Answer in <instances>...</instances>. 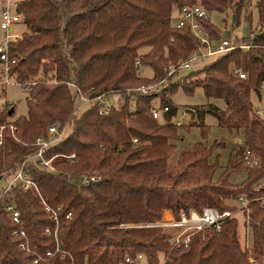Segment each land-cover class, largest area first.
I'll use <instances>...</instances> for the list:
<instances>
[{"label": "trees", "instance_id": "16d2710c", "mask_svg": "<svg viewBox=\"0 0 264 264\" xmlns=\"http://www.w3.org/2000/svg\"><path fill=\"white\" fill-rule=\"evenodd\" d=\"M262 1L255 5L259 23L264 22ZM196 3L209 12L230 11L235 25L247 5L246 0L15 2V10L23 14L25 30L21 39L9 45V57L15 59L9 75L28 94L27 112L11 120L14 105L5 100L0 105V125H5L0 177L12 174L36 152V138L46 136L50 125L57 124L63 131L44 154L51 159L53 170L28 163L33 188H13L9 193L26 239L42 253L55 245L43 234L45 227L54 225L43 204L62 207L58 224L63 254L37 264H139L140 258L147 264H160L163 258H167L166 264H251L250 255L255 264H264V189L255 190L264 179V119L255 113L251 102L252 92L259 95L264 72V30L250 29L234 39L239 47L173 79L179 71L168 76L166 66L188 59L199 40L187 25L174 27L172 16L182 6ZM200 23L207 36L219 34L209 18L200 19ZM142 47L147 51L140 52ZM136 61L152 69V78L139 75ZM234 69L242 71L245 78ZM163 79L168 86L157 94L135 90ZM196 87H201L209 100H223L224 107L210 101L193 105L185 111L187 123L175 125L178 107L169 94L178 88L192 93ZM77 89L88 97L115 96L108 113L99 114L103 104L97 102L72 114ZM154 106H167L168 111L154 118ZM205 115L230 131L242 129L245 146L257 165H245L234 149L215 178L219 155L213 162L209 159L223 146L220 142L211 146L197 142L171 165L172 141L181 138L178 130L198 126L204 138L208 131ZM237 172H245L244 179L230 181ZM92 174L100 179L88 185L72 182V178ZM239 196L250 200L247 216L252 243L247 248L240 243L235 216L219 230L207 228L192 235L187 246L170 243L157 225L164 210L176 220L204 207L233 211ZM15 227L0 201V264H35L31 255L18 247Z\"/></svg>", "mask_w": 264, "mask_h": 264}, {"label": "built area", "instance_id": "2783aa9c", "mask_svg": "<svg viewBox=\"0 0 264 264\" xmlns=\"http://www.w3.org/2000/svg\"><path fill=\"white\" fill-rule=\"evenodd\" d=\"M247 5L244 9L250 10L251 0H246ZM209 11L204 9L199 3L184 5L177 11V17L173 26L176 28H181L185 25L189 27L191 33L199 40L196 50L192 55L177 65L169 64L166 66L167 75H173L175 72L180 71L181 69H190V63L194 60H197L201 57L213 56L225 53L231 49L239 47L228 38L216 37V36H207L202 28L200 19L209 18ZM23 24V14L15 10L12 7L9 0L6 1L5 5L1 10V19H0V29L3 31V40L0 41V84L7 85L9 80L12 79L9 75V70L12 64L15 62L14 58L9 57V45L22 38L24 30L21 28ZM242 47V46H241ZM139 64L136 61V71L139 72ZM234 73L238 74L240 78H245V74L239 69H234ZM167 86V81L163 79L157 83H151L147 85H142L135 90L141 94H157ZM264 88V72L262 74V79L259 84V89ZM78 94L77 104L75 106L72 114L76 113L83 103L94 104L100 103L103 104L102 108L99 110V114L105 115L108 113L110 106L112 105L111 94H99L93 97H88L87 95L76 90ZM3 100V99H1ZM168 111V107L165 106L162 109L154 106L151 109L152 116L154 118H160L164 112ZM255 113L259 115L261 110H255ZM185 116V111L182 112L181 117ZM175 125L180 126L182 124L181 119L174 120ZM5 125H0V145L3 142V128ZM12 132L16 131V128L12 125H9ZM63 136V131L59 130V125L52 124L47 128L46 136H39L36 138L34 145L36 146V152L23 160L17 165L16 170L10 175L1 176L3 181L0 182V201H2V206L4 212L7 214L9 219L16 224L15 229L13 230V235L17 236L20 240L18 247L25 253H28L32 257V262L37 264L43 260V258L51 257L56 253L61 255V241L59 240V234L61 233L58 224V214L61 212L62 207L56 206L51 207L47 204H43L44 211L50 219L53 221V226H47L43 230V234L54 240L55 245L53 249L47 248L44 252H39L36 246H32L26 239V234L23 228V224L20 222V213L15 205L11 195L9 194L13 188H18L22 191H29L33 188L34 184L32 182L27 164L34 163L40 167L46 168L48 170H53L50 161L51 159H46L44 157L45 152L50 149L59 139ZM133 142L136 143L137 139L134 138ZM71 162H75L76 159L73 158V155H70ZM247 166L257 165V159L254 157L252 152L248 147H244L240 159ZM100 179L97 175H84L81 177L72 178V182L75 185H88L92 182H96ZM264 189V179L255 186L256 191ZM9 199L6 201L5 199ZM261 198H264V191ZM237 208L246 213V223L248 224L249 212V202L244 196H239L237 198ZM70 213L68 212L65 217L69 218ZM233 215L232 210H224L222 212L218 211L214 207H204L201 212L191 211L188 216L181 215L180 219L176 220L174 218L162 222V220L157 224L160 227H168L169 230H164L168 235V241L173 245H183L187 246L190 237L194 234H202L203 231L207 228H214L219 230L223 223L231 218ZM140 258V255H138ZM251 264H255V258L251 255L248 258ZM167 258H163L160 264H166Z\"/></svg>", "mask_w": 264, "mask_h": 264}, {"label": "rangeland", "instance_id": "374dc122", "mask_svg": "<svg viewBox=\"0 0 264 264\" xmlns=\"http://www.w3.org/2000/svg\"><path fill=\"white\" fill-rule=\"evenodd\" d=\"M7 0H0V19H1V10L5 5ZM12 7L15 8V2L18 0H9ZM259 0H251V8L250 10L244 9L240 15L239 23L235 25L231 19L230 11H211L209 13L210 22L217 28L219 34L216 37H224L228 38L231 41H234L235 38H241L245 36L250 29H263L264 30V22L259 23L258 20V12L255 8L256 3ZM264 6V0L262 1ZM177 17V12L173 13L172 23L175 22ZM21 28L25 30V27L22 25ZM3 40V31L0 29V41ZM147 47L140 48V52L147 51ZM217 55L201 57L197 60H194L190 63V69H181L177 75L173 77L179 78L181 76L187 75L192 71H196L201 69L204 65L213 61ZM139 75L143 78H152L153 72L149 66H139ZM1 79V75H0ZM167 81V80H166ZM168 86V82H167ZM166 86V87H167ZM27 92L13 79H10L7 85L0 84V105L3 101H7L14 105V114L10 118L11 120L26 115L27 106ZM173 103L178 107L177 114L175 116V120L181 119L182 123H187V118L189 117L187 114L182 118V112L186 111L188 107L193 105H201L208 101L215 103L220 107H224V102L221 99L206 98L204 91L201 87H196L192 93H186L181 88H178L173 94L170 93ZM115 96L111 95V99H114ZM3 99V100H1ZM251 102L255 110H261L259 114L260 117L264 119V88L260 89L259 95L252 92L251 93ZM89 106L88 103H83L81 107L76 110V114L82 112ZM203 123L208 126V131L206 136L203 138L201 136V131L198 126H191L187 131L183 128L178 130L180 139L172 141L175 145L174 151L170 154L168 158V162L171 165H174L178 161L179 155L186 150H191L195 143L202 142L206 146H211L214 142L223 143L222 147H219L214 150L213 154L210 157V162H213L216 155H219V163L220 167L215 172V178L222 172L224 167L227 164L229 159V155L232 150L236 149V153L238 155V160L241 159V154L245 147V138L244 132L242 129L240 130H228L226 128L220 127L217 125L216 119L211 115H205L203 119ZM67 130V128H66ZM245 177V172H237L234 173L230 177V181L239 182L242 181ZM3 181V177L0 179V182ZM233 215L238 220V236L242 247H249L252 243V234L246 223V213L240 211L237 207L233 210ZM164 222L163 219H161ZM164 230H169L170 228L164 226ZM87 264V263H86ZM139 264H147L145 258H141Z\"/></svg>", "mask_w": 264, "mask_h": 264}, {"label": "crops", "instance_id": "0c3cea01", "mask_svg": "<svg viewBox=\"0 0 264 264\" xmlns=\"http://www.w3.org/2000/svg\"><path fill=\"white\" fill-rule=\"evenodd\" d=\"M172 218H173L172 213H171L169 210H164V211H163L162 219H163L164 221H168V220H170V219H172ZM140 259H141V258H140ZM139 262H140V260H139Z\"/></svg>", "mask_w": 264, "mask_h": 264}, {"label": "water", "instance_id": "95a60500", "mask_svg": "<svg viewBox=\"0 0 264 264\" xmlns=\"http://www.w3.org/2000/svg\"><path fill=\"white\" fill-rule=\"evenodd\" d=\"M11 112H12V108L9 110V112H8V113H9V114H11Z\"/></svg>", "mask_w": 264, "mask_h": 264}]
</instances>
